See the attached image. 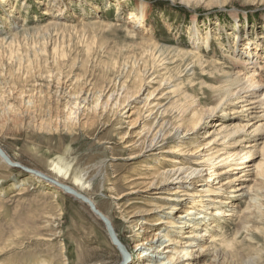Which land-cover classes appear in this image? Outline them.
I'll list each match as a JSON object with an SVG mask.
<instances>
[{
	"label": "rangeland",
	"instance_id": "obj_1",
	"mask_svg": "<svg viewBox=\"0 0 264 264\" xmlns=\"http://www.w3.org/2000/svg\"><path fill=\"white\" fill-rule=\"evenodd\" d=\"M140 4L146 7L148 21L143 28L128 13L137 11ZM195 26L203 36L209 31L215 36L210 47H203L201 39L193 44L189 33ZM235 35L240 45L260 49L264 73V0H0V148L13 162L67 186L77 187L81 179L90 183L86 193L126 244L130 264L133 258L137 260L136 235L143 232L136 230L139 221L167 217L174 204L158 200V193L177 187L156 188L162 184V171L180 165L169 159L184 160L183 154H171L178 147V137L165 146L170 151L143 149L139 133L146 116L145 96L157 88V75L172 76L152 97H161L162 105L186 91L200 99L213 84V75L198 69L194 82L188 84L187 79L193 77L190 72H176L184 70L189 58L168 64L160 62L159 51L163 49L169 57L175 50L184 55L199 53L203 61L216 60L230 71ZM146 72H153L154 77L145 76ZM203 76L207 85L200 91ZM114 92L121 101L133 94L128 101L131 106L107 108L104 113L83 108L82 100L101 96L105 101ZM206 96L210 98L209 93ZM129 109L133 115L126 118ZM221 114L205 123L200 133L237 117L226 114L221 118ZM126 133L124 141L133 146L125 149L118 141ZM199 136L194 139L202 140ZM240 140L247 142V133ZM132 153L138 156L125 160ZM241 174L237 171L227 189L218 191L219 199H227L230 205L212 204L206 210L231 211L233 217L215 219L200 203L195 204L194 212L203 210L200 216L215 225L199 220L195 233L213 236L214 243L208 250L199 249L190 264H216L210 256L214 248L225 254V264H264V179L245 182L254 186L250 196L228 198L227 192L238 185ZM229 177L219 176L217 182ZM207 178L196 181L195 193H200L199 185ZM151 182L155 186L148 188ZM133 188L148 191L118 199ZM243 192L238 195L247 194ZM181 205L186 216L189 205ZM156 207L163 212H153ZM250 213L259 224L250 223L243 230L240 216ZM160 227L146 226L142 241L147 243ZM208 241L205 237L192 242L206 248L211 245ZM226 244L230 245L227 249ZM182 249L186 248H177ZM119 256L104 225L84 204L0 162V264H118Z\"/></svg>",
	"mask_w": 264,
	"mask_h": 264
},
{
	"label": "bare ground",
	"instance_id": "obj_2",
	"mask_svg": "<svg viewBox=\"0 0 264 264\" xmlns=\"http://www.w3.org/2000/svg\"><path fill=\"white\" fill-rule=\"evenodd\" d=\"M145 9V5L140 4L137 11L128 12L131 18L133 17V19L139 21V25L142 28L144 24L148 22ZM199 28V26H195V29L191 30L189 33L192 37L193 44L197 43L198 45L201 39L203 47H210V39L215 38V36L210 31L205 32L203 36L200 34ZM234 37V48L232 54H230V61L232 63L230 71H225V67H220V63L216 60L203 61V57L199 53L194 54L188 52L184 55L181 51L178 52L175 50L174 55L169 57V54L165 56L166 51L163 49L159 51V56L162 58L160 62L166 61L168 64L176 62L174 61L175 59H177L178 62H183L187 59L186 56L189 58V63L185 65L184 70L176 72L178 75L190 72L189 75L193 77L187 79L188 84L194 82V77L196 75L194 73L195 69L200 70L202 74L207 73L209 76L213 75V77L210 78L213 84H210V86L206 88V91L202 94L203 97L200 99L197 98L196 95L186 91L175 98L171 97L167 105H162V103L158 101L161 97L157 99H152V97L162 85L169 84L172 76L169 75L168 77H164L157 75L156 78H159L157 81V88L149 92V95L147 93L145 96L143 108L145 109L146 116L143 118V129L139 133V139L141 140L143 149H147L149 153L156 150H160L161 153L170 151L168 147L165 146L170 143V139L178 137V143L175 141L178 147H176L171 154H183L184 160L183 163H181L178 161V158L169 159V162L180 165L162 171L160 175L162 184L156 188L159 189L170 185L177 187H174L172 191L167 188L164 189L165 191H162V193H158V200L174 204L170 205L168 208L170 212L167 213V217L157 215L153 222L149 220L139 221L140 226L136 229L138 232H144L146 230L145 227L148 225L153 226L155 224H160L162 227L154 230L152 238L148 240L147 243L142 241V239H144L143 232L136 235L137 260L133 258L130 264H138L143 258L145 259L140 264H180L183 261L185 264H190L191 261H195L198 257L196 253H198L199 249H204V251L208 250L212 247V243H214L213 236H207L205 233L199 235L195 233V231L199 229V220H206V223L207 221H211L209 218L206 219L207 217L200 216L201 213L204 212L203 210L197 209V214L194 212L195 204L200 203L201 206L199 207L204 208L205 212H207L206 214H211L215 219L233 217L234 212L231 211H206L211 210L208 206L212 204H219L221 206L230 205L227 199H219V196L222 194L218 191L222 192L227 189L225 187L234 180L232 175L237 171L242 172V178L239 179L240 182L236 187H233L227 192L231 195L228 198L237 199L241 197L242 199L243 196H250L253 193L254 186H248L245 182L252 181L256 183L257 180L264 179V73L262 72L263 66L260 64L262 58L258 53L260 49H253L252 46L254 45L250 44H248V46H244V44L240 45V38L237 37V35ZM219 47L223 49L221 46ZM256 69H259L261 72L258 73ZM153 74V72L151 74H149V72L144 73L145 76L149 75V77H154ZM201 78L203 81L198 84L201 86L200 91L203 90V85H207V83H205L206 76ZM191 87V89H193V85ZM175 93V89H173L171 94ZM208 93L210 98L206 96ZM118 96L119 94L117 95V93L114 92L111 93L105 101L102 100L101 96L95 98L94 101L84 99L82 100L84 103L83 108L93 113H97V111L104 113L107 108L118 109L123 106H131L128 101L132 99L133 94L124 97L123 101H121ZM230 107L231 110L227 112V109ZM130 111V109L127 111L126 114L129 115L126 118L133 115ZM261 112L263 113L261 114ZM219 113H222L219 115L221 118L226 114L229 116L237 115V117L230 119L226 125L217 122L213 126H221L220 128H213L210 131L200 133L201 130L205 131L203 125L209 122L210 119L216 118ZM129 125L130 127L135 126L133 124ZM198 133L201 134L199 138H202V140L200 141L194 139ZM244 133H247L249 138L245 143L240 140ZM127 135V133L123 134L118 141V144H125V149L133 146L132 144H126L124 141ZM165 140H168L167 143L161 144ZM188 141L198 143L196 145H190ZM5 155L8 156L6 153ZM137 156V154L132 153L128 155L125 160H134ZM256 157L259 158V162L254 163L253 161ZM8 158L10 159V157ZM0 162L4 164L1 160ZM227 175H231V177L222 183L217 182L219 176ZM203 176H208L209 178L204 180V184L199 185L200 193H195L193 191L195 190L194 184L198 179L203 178ZM249 177L251 178L248 179ZM129 182H132V180L128 181V183ZM152 186H155V182H151L148 188ZM90 187V183L86 184L81 179L77 187L71 185L70 188L88 198L94 204L95 208L109 220L108 216L101 212L96 206V203L87 195L86 190H90ZM148 188L144 190L133 188L131 191L122 193L118 199L132 194L147 192ZM242 191L247 194L238 195ZM250 201L252 200L250 199ZM181 203L189 205L186 216H182L183 207ZM161 209L162 207H156L153 212L162 213L163 210ZM246 210L248 211V209ZM93 216L99 220L94 214ZM255 218L256 216L253 217L252 213L248 216L242 215L240 216L239 226H241L243 230L249 229L250 227L248 225L250 223H257ZM209 225L215 227L212 221ZM114 233L125 251L127 249L126 244L122 242L115 230ZM185 233L187 234L183 235ZM175 234H181V236L172 238ZM205 237L209 238L207 243L211 244L206 246V248H202L192 242ZM184 240L185 242H183ZM229 244L225 245V249L230 247ZM190 246L192 249H188ZM177 248L186 249L177 250ZM119 255L120 261L118 264L124 260L123 255L121 253H119ZM210 256L214 263L225 264L226 257L220 249L214 248Z\"/></svg>",
	"mask_w": 264,
	"mask_h": 264
},
{
	"label": "water",
	"instance_id": "obj_3",
	"mask_svg": "<svg viewBox=\"0 0 264 264\" xmlns=\"http://www.w3.org/2000/svg\"><path fill=\"white\" fill-rule=\"evenodd\" d=\"M0 160L9 168H13V169H18L20 171H23L24 173L37 177L43 181H45L46 183L50 184L51 186L58 188L59 190H61L62 192H64L65 194L73 197L74 199H76L77 201H80L81 203H83L84 205H86L88 207V209L90 210V212L92 214H94L96 217H98V219L100 220V222L104 225L107 235L110 239V242L112 244V246H114L116 248V250L121 253L123 255L124 260L120 263V264H129V260L130 257L129 255L124 251L123 247L120 245V243L118 242V239L116 238V235L114 233L113 227L111 225V222L105 218L94 206V204L85 196L77 193L75 190H73L72 188H70L69 186L59 183L56 180L52 179L51 177L33 170V169H29L26 168L18 163L12 162L8 156L5 155V153L2 151V149H0Z\"/></svg>",
	"mask_w": 264,
	"mask_h": 264
}]
</instances>
